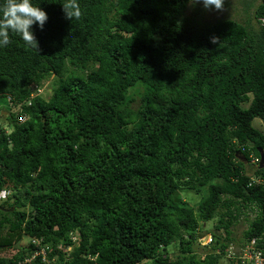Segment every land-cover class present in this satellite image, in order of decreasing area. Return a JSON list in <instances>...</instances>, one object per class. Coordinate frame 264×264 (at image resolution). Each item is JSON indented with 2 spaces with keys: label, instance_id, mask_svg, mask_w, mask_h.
<instances>
[{
  "label": "trees",
  "instance_id": "1",
  "mask_svg": "<svg viewBox=\"0 0 264 264\" xmlns=\"http://www.w3.org/2000/svg\"><path fill=\"white\" fill-rule=\"evenodd\" d=\"M31 2L48 17L31 29L39 51L12 32L0 47V254L14 249L0 264L22 262L33 248L13 246L34 237L57 264H219L264 233V186L250 183L264 177L252 162L264 152L252 125L264 123V0H240L243 23L187 15L192 0H78L80 20L63 0ZM253 207L237 242L231 227ZM215 219L225 236L201 246Z\"/></svg>",
  "mask_w": 264,
  "mask_h": 264
},
{
  "label": "rangeland",
  "instance_id": "2",
  "mask_svg": "<svg viewBox=\"0 0 264 264\" xmlns=\"http://www.w3.org/2000/svg\"><path fill=\"white\" fill-rule=\"evenodd\" d=\"M193 6L198 8L200 12L197 14L203 22H214L216 20L221 19H232L237 22L243 23L250 19L251 17V11L249 9H245V7L241 4L240 0H224V7L222 10H214V9H205L202 5V3H195L194 0H192L191 4L187 8V15L194 14ZM52 79L46 81L44 85L41 87L42 92L41 95L45 99H48L50 96V90H51V84ZM251 98V95H249ZM7 103L5 100H0V127H5L7 125V120L5 117L8 116L9 112L6 109ZM248 104H242V108H247ZM21 120V119H20ZM22 121V120H21ZM252 125L257 130L264 132V123L258 119L255 118L252 122ZM246 171L248 174H252L253 166H246ZM7 193L3 192V195ZM183 200H185L190 206H194L196 203L201 201L202 196L201 195H195L194 193H185L183 195ZM1 201V198H0ZM257 213L256 208H252V210L247 209L244 210V213L241 214L239 219L234 223V225L231 227V236L236 239L237 242L241 241L243 239V232L248 228L249 222L255 218ZM217 222V219L214 221H209L206 224L203 225L202 229L199 232V241L201 243V246H206L209 244V239L211 237V234H215L218 237H224L225 232L224 230H216L215 224ZM28 242L27 238H22L19 244L22 246H26V243ZM200 245L195 244L193 246L194 250L197 251L199 254H203L207 251V248H203ZM171 253H177V245H173L171 248ZM14 253V249H6L3 251L0 255L2 256H10ZM219 264H231L226 259H221Z\"/></svg>",
  "mask_w": 264,
  "mask_h": 264
},
{
  "label": "clouds",
  "instance_id": "3",
  "mask_svg": "<svg viewBox=\"0 0 264 264\" xmlns=\"http://www.w3.org/2000/svg\"><path fill=\"white\" fill-rule=\"evenodd\" d=\"M194 2L202 3L205 9L219 11L224 7V0H194ZM62 9L65 18L69 20H80L82 16L78 0H63ZM47 19L46 12L34 5L31 0H3L0 4V47H5L11 42L9 33L12 32L17 34L26 46L39 51L38 41L31 29L34 24L43 29ZM211 43H217V38L212 37ZM5 192L7 194L3 195L0 191L2 199L10 194L9 189Z\"/></svg>",
  "mask_w": 264,
  "mask_h": 264
},
{
  "label": "built area",
  "instance_id": "4",
  "mask_svg": "<svg viewBox=\"0 0 264 264\" xmlns=\"http://www.w3.org/2000/svg\"><path fill=\"white\" fill-rule=\"evenodd\" d=\"M260 25L264 27V18L260 21ZM41 89V88H40ZM42 89L39 90L41 93ZM23 121V118H21ZM254 165L260 164V160L255 158L252 160ZM252 184L256 186H264V177L263 176H251ZM71 241L77 243V237L74 234L70 235ZM44 240L39 238H28L27 245L33 248L31 254L25 256L22 262L19 264H29L35 259L40 258L41 264H57V258L52 257L48 259L47 250L44 247ZM211 242V237L209 243ZM58 249L63 250L65 256L70 252L71 247H65L62 245L57 246ZM224 257L229 262L238 263V264H264V233L256 237H251L243 241V243H231L224 250Z\"/></svg>",
  "mask_w": 264,
  "mask_h": 264
},
{
  "label": "water",
  "instance_id": "5",
  "mask_svg": "<svg viewBox=\"0 0 264 264\" xmlns=\"http://www.w3.org/2000/svg\"><path fill=\"white\" fill-rule=\"evenodd\" d=\"M259 168L260 169H263L264 168V152L263 151H260V164H259ZM0 210H2V211H7L6 209H4V208H2L1 206H0ZM20 242V241H19ZM19 242H17L14 246H13V248H19Z\"/></svg>",
  "mask_w": 264,
  "mask_h": 264
}]
</instances>
